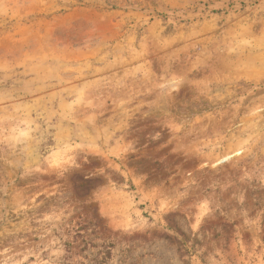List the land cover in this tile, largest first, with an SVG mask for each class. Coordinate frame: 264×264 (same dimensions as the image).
<instances>
[{"label": "rangeland", "instance_id": "1", "mask_svg": "<svg viewBox=\"0 0 264 264\" xmlns=\"http://www.w3.org/2000/svg\"><path fill=\"white\" fill-rule=\"evenodd\" d=\"M0 264H264V0H0Z\"/></svg>", "mask_w": 264, "mask_h": 264}]
</instances>
